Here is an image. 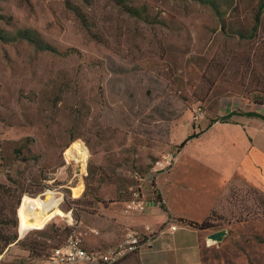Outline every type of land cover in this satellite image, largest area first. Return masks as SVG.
<instances>
[{"label":"rangeland","instance_id":"374dc122","mask_svg":"<svg viewBox=\"0 0 264 264\" xmlns=\"http://www.w3.org/2000/svg\"><path fill=\"white\" fill-rule=\"evenodd\" d=\"M259 1L222 0L223 18L249 34ZM124 3L139 15L112 0H0V29L14 36L0 39V231L17 234L0 264H45L69 233L56 237L64 227L88 248L115 243L125 230L124 201L136 195L162 200L155 230L180 217L211 215L221 226L231 217L264 218L257 215L259 191L235 174L246 119L212 122L264 104L257 103L264 97V11L256 35L239 38L222 30L208 3ZM25 32L49 48L36 47ZM165 154L174 163L153 169ZM46 191L69 215L20 230L22 197ZM171 194H178L172 204ZM260 224L239 228L246 240L234 242L228 257L242 251L264 264ZM117 264H140L138 254Z\"/></svg>","mask_w":264,"mask_h":264},{"label":"crops","instance_id":"0c3cea01","mask_svg":"<svg viewBox=\"0 0 264 264\" xmlns=\"http://www.w3.org/2000/svg\"><path fill=\"white\" fill-rule=\"evenodd\" d=\"M250 111H257L264 115V104ZM242 116L246 119L242 123V129L248 136L246 143L243 144L239 165L237 164L235 167L237 168L235 174L252 188L264 193V119L259 116ZM228 168L229 165L226 169ZM175 197L178 198V194L176 196L170 195V204ZM149 202L145 213L125 215L122 210L121 221L125 229L127 227L141 228L146 224L157 225L162 221L164 216L158 200H150ZM224 205V208L230 212V207L233 206L230 197L225 198ZM219 207L222 208V206ZM261 219L264 218H257L256 222L254 220L236 221L235 218L231 217V220L229 219L221 227L207 230L195 229L177 221L179 226L176 230H165L158 233L151 244L141 248L136 254H138L140 264H252L242 251L243 255L238 254L236 258H233L228 257V250L231 249L234 242L241 239L246 240L239 229L241 226L248 223L261 225L260 222L264 221ZM221 228H227L228 234L220 243L207 238L210 232ZM210 251H215L213 256L208 255ZM45 264H47L46 260Z\"/></svg>","mask_w":264,"mask_h":264},{"label":"built area","instance_id":"2783aa9c","mask_svg":"<svg viewBox=\"0 0 264 264\" xmlns=\"http://www.w3.org/2000/svg\"><path fill=\"white\" fill-rule=\"evenodd\" d=\"M174 161V156L165 154L155 160L153 169H167ZM149 203L141 195H136L124 201L123 213L125 215L145 213ZM178 226L177 223L172 222L159 228V230H155L151 224H146L143 229L127 227L115 243L89 248L84 245L82 237L72 231L62 244L51 249L45 260L47 264H72L76 262L117 264L128 255L136 253L141 248L151 244L158 233H162L165 230L174 231Z\"/></svg>","mask_w":264,"mask_h":264},{"label":"trees","instance_id":"16d2710c","mask_svg":"<svg viewBox=\"0 0 264 264\" xmlns=\"http://www.w3.org/2000/svg\"><path fill=\"white\" fill-rule=\"evenodd\" d=\"M112 1L115 2L118 5H122L131 14L139 15V13H140V9L139 8H137L135 6H127V4L124 3V0H112ZM198 1L204 2V3H208L209 5H211L214 8L216 14L219 17L220 26H221L222 30L227 35L234 36V37H239V38L252 37V36L256 35V29H257L256 27L261 23V20H262L261 14L264 11V0H260L258 2L257 11L255 13L254 30H252L249 34L246 33L243 30H239L238 28H234L229 22H227L225 20V18H223L224 11L221 10V8H220V4L222 3V0H198ZM11 37H14L13 33L8 32V31L3 30V29H0V39H8V38H11ZM22 37L26 38L27 41H29L30 43H33L38 48H41V49H48L49 48L48 47L49 46L48 43H45L44 40H42L35 33L25 32L22 35ZM259 99L260 100H257V103H259V104L264 103V97H261ZM233 114H242V115H248V116H259V117L264 119V115L259 113V112H257V111H250V110L249 111H244V112L231 111V112H229L228 114H226L225 116H223L221 118L212 120V122H215L217 120H220L222 122H228L229 118ZM191 137H193V135H188L184 139L183 142L185 143ZM257 191H259V190H257ZM232 199H233V196H230V201ZM158 201L160 202L161 207H165L163 202H162V200L160 198H158ZM256 208H257V215L258 216H264V193L263 192L259 191V198H258V201L256 203ZM179 220H180L181 223H183L185 225H188V226H190L192 228L199 229V230L215 229V228L221 227V225L215 223V221L213 220V217H211V215L205 217L200 222H198L196 220H192V219H186V218H183V217H180ZM65 231H69L68 234H70L72 232L70 227H64L60 232H56L55 233L56 237L58 239L61 238L62 234ZM68 234L66 235V237L68 236ZM43 236H45V235H43ZM66 237H65V239H66ZM16 238H17V234L16 233L9 234V233H4V232L0 231V253L3 251V248H5L9 243L15 241ZM31 247H32L31 249H33V248L35 249V248H37V245H32Z\"/></svg>","mask_w":264,"mask_h":264},{"label":"bare ground","instance_id":"6f19581e","mask_svg":"<svg viewBox=\"0 0 264 264\" xmlns=\"http://www.w3.org/2000/svg\"><path fill=\"white\" fill-rule=\"evenodd\" d=\"M79 144H75V148L77 152L81 154L80 159L84 160L86 151ZM81 166L82 165H80V168ZM80 168L79 171L81 170ZM79 191L80 185L75 188L74 195L77 196ZM56 204L57 199L54 197L53 193L49 191H46L43 195H38L36 197L24 195L17 207L19 229H42L55 216L69 215V213H64L56 206Z\"/></svg>","mask_w":264,"mask_h":264},{"label":"water","instance_id":"95a60500","mask_svg":"<svg viewBox=\"0 0 264 264\" xmlns=\"http://www.w3.org/2000/svg\"><path fill=\"white\" fill-rule=\"evenodd\" d=\"M227 234H228V229L221 228L213 232H210L207 238L214 242L220 243Z\"/></svg>","mask_w":264,"mask_h":264}]
</instances>
